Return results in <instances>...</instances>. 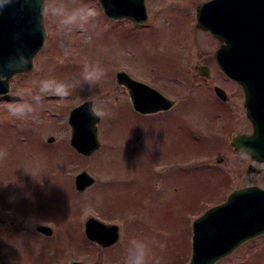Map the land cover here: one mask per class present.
<instances>
[{
  "label": "rangeland",
  "instance_id": "1",
  "mask_svg": "<svg viewBox=\"0 0 264 264\" xmlns=\"http://www.w3.org/2000/svg\"><path fill=\"white\" fill-rule=\"evenodd\" d=\"M202 1L145 0L148 16L142 23L112 19L103 9L84 28L71 31L44 20L47 34L32 69L13 74L9 91L0 94V264L73 259L124 264L133 239L146 242L160 264H187L193 220L221 202L234 184L228 181L231 168L213 163L222 157L234 166L231 141L221 137L229 116L209 81L194 82V63H211L220 45L197 26ZM85 66H99L105 75L85 84ZM123 68L182 98L172 110L174 132L168 140L152 135L155 116L136 113L123 96L116 76ZM217 70L215 82L225 84V71ZM49 76L68 83L71 95L65 100L45 95L28 117L11 116L7 105L21 93L35 92ZM168 84L169 90L163 87ZM97 97L108 115L97 121L99 146L85 154L71 143L68 117L73 106ZM154 135L157 140L151 141ZM218 152L223 155L215 156ZM82 171L96 180L80 189L74 178ZM157 185L166 196L172 192L166 203ZM96 209L123 220H118L119 239L107 248L85 234L92 218L87 214ZM42 224L51 233L36 228ZM214 264H264V234Z\"/></svg>",
  "mask_w": 264,
  "mask_h": 264
},
{
  "label": "water",
  "instance_id": "2",
  "mask_svg": "<svg viewBox=\"0 0 264 264\" xmlns=\"http://www.w3.org/2000/svg\"><path fill=\"white\" fill-rule=\"evenodd\" d=\"M103 11L112 19L127 17L134 22L147 19L145 0H100ZM36 9L37 0H30ZM15 3L0 12V75L7 79L0 81V94L10 88L13 74L26 72L33 67V57L42 47L47 34L40 23L38 13L20 11ZM197 26L209 30L220 40L215 50V59L222 70L239 81L245 90L246 106L264 108V0H205L197 6ZM17 49L29 60L20 69H9L6 64L10 57L17 56ZM117 80L129 86L134 106L138 107L136 86L140 81L124 69L116 72ZM217 92L221 90L216 87ZM90 99L72 107L68 117L71 129V143L82 153L89 154L98 146V117L89 114ZM50 139V137H49ZM231 141L236 148H253V154L260 157V141ZM255 145V146H254ZM256 150V151H255ZM264 153V151L262 152ZM93 181L86 171L75 177L80 189ZM43 233H51L47 225H37ZM104 229L109 232L106 239L98 241L107 246L118 238L116 224L102 223L90 218L85 226L87 236L96 240ZM107 229V230H106ZM192 251L187 264H214L218 259L231 253L247 239L264 233V189L258 185H247L233 189L226 199L206 208L192 222ZM69 264H93L83 260H72Z\"/></svg>",
  "mask_w": 264,
  "mask_h": 264
},
{
  "label": "flooded vegetation",
  "instance_id": "3",
  "mask_svg": "<svg viewBox=\"0 0 264 264\" xmlns=\"http://www.w3.org/2000/svg\"><path fill=\"white\" fill-rule=\"evenodd\" d=\"M213 57H214V51H212ZM211 57H209L210 59ZM203 58L199 61H202ZM219 65L216 62L215 57L213 58V61L209 64L198 62L194 63V82L195 81H209L211 84V89L216 94L219 105L221 109L225 108L227 111V123L228 126L222 127L223 131L221 132V137L225 141H251L252 145L255 143V141H260L261 148L260 150L264 151V108L256 106H251L252 114L250 115L246 106V95L243 86L237 81L232 78H230L225 73V84H222L221 82H215V73L213 71H218ZM219 70L222 71L219 67ZM132 75V74H131ZM145 77H148L146 74H139ZM132 77L139 80L140 83L139 86L143 89L147 88V92L149 93L147 99L141 100L139 102V106L136 107L133 104L129 86L126 83H117L122 91L123 96L126 97L129 104H131V108L135 110L138 114H144L149 115L151 117L155 116L153 118L155 122V127H151L150 131L155 135H160L163 141L168 140V137L171 138V133L174 132V122L173 124H170L171 118L173 116L172 110L175 105L179 104L181 102L180 96H175L167 91H164L162 88L158 87L156 84H153L145 79L140 78L139 76L132 75ZM152 81V80H151ZM155 82V81H154ZM219 86L222 88L221 93L216 92V87ZM166 89H170L171 84H168L166 86H163ZM224 122V119L222 120ZM221 122V125H222ZM183 126V125H182ZM184 130H189L190 128L188 126H183ZM145 129V127H143ZM151 137V141H156V136ZM250 142V143H251ZM231 149L233 152V167L228 165V160L225 158H218L213 163L218 164L219 166H229L232 170V178H228V181H232L234 184L230 188L231 190L236 187L245 186V185H260L264 188V153H260V157H257V154H253L252 151V159H242L237 155V151L239 149L236 148V145H233L230 143ZM255 146V145H254ZM253 149V148H252ZM256 151V150H255ZM215 156L223 155L220 152L214 154ZM165 181H168L172 187L175 184V181L170 182L167 178H164ZM96 178H93V181L89 183L86 187L91 185ZM75 183V178H74ZM84 187V188H86ZM159 193L158 196L160 199H164L165 203L167 201V198L172 197V192H170V195L166 196L164 195L159 186L157 185ZM170 186V191L172 189ZM177 189L175 190V192ZM230 191V190H229ZM225 195L222 200L225 199ZM95 215L93 213L87 214L88 217L95 218L96 220L102 222V223H109V224H116L118 226V239L120 234V222L123 221L121 217L116 214V216L108 217L104 216L103 213L100 212V210L96 209L93 210ZM87 217V218H88ZM86 218V219H87ZM162 219L160 218L159 221ZM86 226V223H85ZM107 230V229H106ZM86 234V233H85ZM109 232H106L104 229L100 230L98 235H96V240H91L92 242L96 243L100 247L107 248L110 245L104 246L100 242L101 240L106 239L108 237ZM117 242V241H116ZM115 242V243H116ZM114 244V243H113ZM112 245V244H111Z\"/></svg>",
  "mask_w": 264,
  "mask_h": 264
},
{
  "label": "clouds",
  "instance_id": "4",
  "mask_svg": "<svg viewBox=\"0 0 264 264\" xmlns=\"http://www.w3.org/2000/svg\"><path fill=\"white\" fill-rule=\"evenodd\" d=\"M20 4V11L25 10V6L30 11H36L40 23L46 19L54 20L60 28L71 31L74 28H84L91 21L95 20L102 11L100 0L94 3H85L84 0H71V4L65 0H37L36 9H32L30 0H0V12L13 4ZM28 58L17 49V56L10 57L6 67L9 69H20L27 65ZM105 75V70L99 66H85L83 71V82L93 85ZM7 79L5 75H0V81ZM72 88L68 83L58 81L54 77H47L38 83L35 92L19 94V98L7 105L9 114L18 119H24L35 111L36 105L40 104L45 95H52L60 100H65L71 95ZM88 112L94 117L107 116L104 108V100L97 97L90 102ZM252 149L241 146L237 155L242 159H252ZM164 247L163 244L160 245ZM124 264H160L159 259L150 255V250L143 240L133 239L124 259Z\"/></svg>",
  "mask_w": 264,
  "mask_h": 264
},
{
  "label": "bare ground",
  "instance_id": "5",
  "mask_svg": "<svg viewBox=\"0 0 264 264\" xmlns=\"http://www.w3.org/2000/svg\"><path fill=\"white\" fill-rule=\"evenodd\" d=\"M135 88H136L137 101L138 102H141V100L145 101L149 95V93L147 92V88L143 89L139 85H137Z\"/></svg>",
  "mask_w": 264,
  "mask_h": 264
}]
</instances>
